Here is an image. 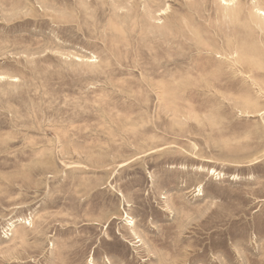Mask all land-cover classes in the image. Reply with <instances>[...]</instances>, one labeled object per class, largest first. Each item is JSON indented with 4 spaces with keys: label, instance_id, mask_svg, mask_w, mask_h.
<instances>
[{
    "label": "rangeland",
    "instance_id": "obj_1",
    "mask_svg": "<svg viewBox=\"0 0 264 264\" xmlns=\"http://www.w3.org/2000/svg\"><path fill=\"white\" fill-rule=\"evenodd\" d=\"M0 264H264V0H0Z\"/></svg>",
    "mask_w": 264,
    "mask_h": 264
},
{
    "label": "bare ground",
    "instance_id": "obj_2",
    "mask_svg": "<svg viewBox=\"0 0 264 264\" xmlns=\"http://www.w3.org/2000/svg\"><path fill=\"white\" fill-rule=\"evenodd\" d=\"M260 11V10H259Z\"/></svg>",
    "mask_w": 264,
    "mask_h": 264
}]
</instances>
